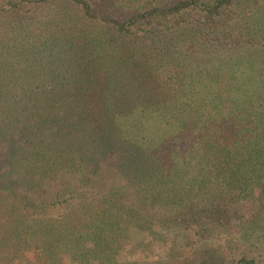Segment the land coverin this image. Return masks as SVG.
Instances as JSON below:
<instances>
[{
    "label": "trees",
    "instance_id": "16d2710c",
    "mask_svg": "<svg viewBox=\"0 0 264 264\" xmlns=\"http://www.w3.org/2000/svg\"><path fill=\"white\" fill-rule=\"evenodd\" d=\"M0 264H264V0H0Z\"/></svg>",
    "mask_w": 264,
    "mask_h": 264
}]
</instances>
